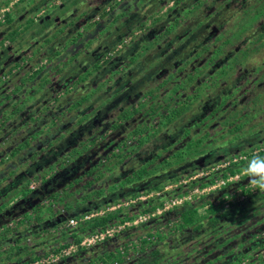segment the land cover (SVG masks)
I'll return each mask as SVG.
<instances>
[{
	"label": "rangeland",
	"instance_id": "rangeland-1",
	"mask_svg": "<svg viewBox=\"0 0 264 264\" xmlns=\"http://www.w3.org/2000/svg\"><path fill=\"white\" fill-rule=\"evenodd\" d=\"M44 1L6 0L7 4L0 2V31L6 29L8 33L11 30L9 26L6 28L4 19V14L8 13L14 19L15 28H19L20 38L36 32L39 19L62 0L51 1L47 8L42 6V10L36 14H26L35 4L43 5ZM258 3L257 0H89L60 26L51 27L53 36L60 37L59 50L64 52V55L69 53L70 56L78 57L88 52L86 38H89V29H97L99 33L95 35L96 39L98 38L95 47L99 49L91 53L94 54V70L115 64L119 55H122L123 61L119 73L129 69L146 70L151 68L152 63L149 58L143 57V48L140 49L137 46L140 42H137L141 38V42L148 41L149 34L145 33L155 21H159L163 13L175 7L176 10H186L187 5L188 12L184 10L185 13L180 14L178 20L181 27L179 24L177 30L169 37H164L165 40L163 37H152L150 42L144 44V48L148 49L144 52L148 55H160L165 53L170 45V48L179 46L178 42L172 45L173 42L168 41L184 39L185 46L179 51L174 50L179 53L174 59L178 61L158 62V65L161 64V74H158L156 81H164L165 78L160 79L159 76L168 77L169 71L180 73L179 75L184 77L197 75L200 79L196 78L191 86H194L195 93L186 90L184 94L183 88L179 89V86L184 84L183 77L170 78L163 88L157 89L154 84L145 83V75L135 84V88L142 85L138 89L141 95L136 102L130 105L122 104L120 112L108 116L106 126H96L93 132H89L90 128L83 130L79 143L82 145L81 154L59 159L48 165L55 171L58 164L64 162L68 170H77L76 177L65 183L64 189L53 193L67 190L74 182L76 184L73 186L79 184V188L76 191L74 187L71 192L77 196L80 206L89 209L95 205L100 206L89 214L98 211L104 214L120 211L118 219L113 220L103 230L81 231V227L87 225L86 221L80 222L69 234L64 222L49 233L31 234L36 227L34 220L38 214L46 215L48 207H54L55 213L61 209L56 202L49 199L52 192H48L46 197L42 192L28 211L18 213V216L12 215L8 219L7 216L2 219L0 217V264H264V199L255 198L264 192L257 191L255 195L250 196L247 177L241 173L242 166L235 168L232 175L226 174L225 170L232 164L246 159L243 158L244 154L234 152L237 147L244 145V149L251 150L247 154L252 156L258 155L260 151L264 152V38L261 43H254L256 47H261L251 54L240 68L230 70L219 64L232 49V45L243 41L242 36L233 40L239 35V32H235L232 34L235 38L229 43L231 45L221 44L222 39L230 36L226 30L232 25V17L238 13L251 16L252 11L259 6ZM96 8L98 15L93 14ZM138 9L143 12H134ZM121 10L123 15H120ZM151 11L152 13H149ZM105 13L108 14L103 16ZM112 20H115L114 24ZM100 25H105V30L99 29ZM219 25H224L222 32L212 34L214 28ZM24 31L28 35H25ZM253 32L254 29H250L246 35L255 41L258 36L253 37ZM222 33L224 38H221ZM10 39L8 34L0 37V49L8 45ZM68 40H71L73 45L66 47L64 43ZM111 42L113 46H108L109 49L105 51V47ZM205 46L208 48V54L200 53L194 57ZM219 47L222 51L215 60V51ZM39 52L27 51L26 56L17 60L12 71L4 72L8 73L0 79V104L7 101L5 96H14V80H31L36 77L33 75L45 66L47 60L42 57L45 53L42 50ZM35 53L36 57L33 59ZM130 54L134 57L132 62L128 58ZM174 54L176 56V53ZM184 56H187L189 61L181 63L179 60ZM195 69L198 72H194ZM79 71L81 72L80 69ZM19 74L22 76L18 77ZM128 74L129 72L126 73ZM79 76L87 75L81 72ZM119 78V74L117 77H106L100 85L110 87L109 92L112 94L113 82L118 84V81L130 79L122 76L120 81ZM175 80L180 82L172 84ZM199 80L201 81L198 87ZM161 83L158 84L163 85ZM17 84L20 86V83ZM185 95L189 96V100ZM139 103L144 104L143 108L138 106ZM182 107L187 110L180 117L175 118L166 128H159L158 123L160 117L166 113L165 110ZM131 109H138V113L128 121L118 120L117 117L122 111L130 112ZM0 116L6 121L5 114L1 113ZM2 121L4 120L0 119V123ZM225 122L233 126L227 128L228 124ZM241 124L243 129L234 135L239 138H234L227 148L221 147L226 139L227 143L232 139L227 130ZM111 125L117 127L111 128ZM1 128L2 126L0 131ZM137 128H145L147 141L141 146L138 145L141 138L132 135ZM86 129L89 133H86ZM157 129L158 134L153 135ZM197 139L202 142L198 151H203L204 148L205 151L188 157L187 144ZM79 147L78 145L74 149ZM178 152L183 153V160L170 167H164L163 161H174L172 156ZM205 156L209 158L200 167L197 161H201ZM66 160L70 161L69 164ZM147 163H150L149 171L156 169L159 172L140 180L135 178L133 183L125 185V180L136 176L135 173ZM106 165L110 168L109 172L99 176ZM94 166L98 167L96 172L90 178L81 179ZM186 172H189L191 177H180L173 184L166 181L169 174L180 176ZM157 177L163 182L159 191H152L148 196L140 194L134 198H122L127 196L131 188L149 183ZM42 179V175L36 176V179L31 178L30 184L40 185L43 183ZM88 181L92 184L85 189L83 186ZM194 182H200L205 187H192ZM30 184L27 191L33 193L35 190H30ZM202 189L205 191L200 192ZM146 199H156L152 205L154 211L151 213L142 212V209L136 207L139 201ZM174 202L176 205L173 206ZM236 207H242V211L232 220L220 219L214 226L207 223L210 214H207L206 209H214L215 215H218ZM190 208L197 210L194 225L201 224L200 230L193 231V225L187 228L181 226L180 213ZM76 237L80 240L79 244L75 243Z\"/></svg>",
	"mask_w": 264,
	"mask_h": 264
},
{
	"label": "crops",
	"instance_id": "crops-1",
	"mask_svg": "<svg viewBox=\"0 0 264 264\" xmlns=\"http://www.w3.org/2000/svg\"><path fill=\"white\" fill-rule=\"evenodd\" d=\"M184 10V8L180 10L177 9V11H179L176 15L177 20H179L180 14L182 15L185 11L188 12L187 7L186 10ZM134 12L139 13L143 11L138 9ZM149 13H152V11ZM123 14L124 12L122 13L121 10L120 15ZM172 14H168L167 11L161 15L159 21L153 23L154 27L152 25L148 31L155 29L157 32L155 35L152 34L153 36L150 35V37H148L149 42L152 37L154 38L155 36L163 37V39L164 37L165 39L169 37L165 35V33H167L165 31L173 21L168 20L172 17ZM112 21L114 24L115 20ZM158 22H160L159 25H157ZM111 24L112 23H110V25ZM104 27L105 25H100L99 29L105 30ZM40 28L41 27H37L38 30H36V32L39 31ZM97 33H99L97 29H89V38H86V45L89 46V49L87 53L80 57L76 55L70 56L69 53L64 55V52L59 50L60 44L58 41H60V37L52 38V36L48 37L46 35L44 38H34V32L15 43L16 48L21 46L23 49L30 45L28 49L29 52L35 51L37 53L42 50L45 53L42 57L46 58L47 63L36 75H34L36 76L35 78L28 81L23 78L14 80L12 83H16V87L13 89L14 96L5 103L0 104V115L2 113V115L5 114V116H7L6 121L0 116V119L4 120L0 123V126H2V130L0 131L1 219L4 216H7L6 219H8V217L12 215L18 216V213L22 214L28 211L33 207V204L37 202L36 198L40 197V194L45 193L44 197H46L48 192L53 193L57 190L64 189L65 183L72 181L73 177H76L77 170H68V166L65 165L64 162H61V165L58 164L55 171H52L53 169L49 168L48 165L53 164L59 159L62 160L64 158H69L68 156H72L69 154L79 145L85 128H90L91 131L89 130V132H93L96 126H106L108 124L106 121L108 120V116H110L111 113L120 112V106L122 104L130 105L136 102L141 95L138 89L142 85L135 88V84L139 79L146 75L144 77L146 78L145 83L149 85L154 84L158 89L163 88L165 86L164 84H167L170 78L178 79V76L183 77L185 78V82L190 77L199 78L197 75H186V77H184L179 75L180 73L177 74L169 71L168 77L165 75L159 76L160 79L162 77V79L165 78L164 81H156L158 74H161V71H159L161 64L158 65V62L178 61L177 59L174 60L178 55L172 57L171 52L175 48L181 49V46L185 44L183 42L184 39L181 41L179 37L178 40L180 41H168L169 43L173 42L172 45L178 42V47L170 48V45L169 48H166V52L160 55L145 54L144 50L146 48H144V44L148 41L141 42V38L140 41L137 42V44L140 42L137 46L140 49L143 48V57L146 59L149 58L152 63L151 68L146 70L129 69L125 70L123 73H119V69L123 62L122 55H119L120 57L117 56L115 64L107 68L94 70V54L91 53L99 49V47L97 49L95 47V42L98 41V38L96 39L95 36ZM50 34L53 35L52 30ZM145 34L148 33L146 32ZM46 39H50L51 41L45 43ZM64 39L63 37V40ZM113 42L105 47V51L109 49L108 46H113ZM64 45L68 47V45L71 46L73 43L71 40H68ZM35 46L36 48H34ZM66 50L67 48L65 49V53ZM36 53L32 56L33 59L36 57ZM186 57L187 56L182 57L179 61L181 63L189 61ZM128 58L129 61L132 58L134 61L132 54H130ZM165 58H168V60H165ZM155 64L156 66H154ZM117 65H119V67L116 68ZM79 69L87 76H79L81 73ZM131 70H133L132 74ZM121 71L122 70H120V72ZM127 72H129L128 75L130 76L126 75ZM194 72H198V70L195 69ZM172 73L176 75H172ZM17 74L18 73H16V75ZM21 74L23 75V73ZM118 74L120 76V81L122 76L130 79L128 81L125 79L123 82L118 81V84L117 82H113V93L111 94L109 92L110 87H103L100 85V82L106 77H117ZM22 75L19 74L18 77ZM87 77L91 78L89 79ZM113 80L114 79H112V81ZM200 81L201 80L198 82L196 81L198 87ZM203 81L204 80H202V82ZM159 82H162L161 84L163 85H159ZM177 82L179 83L180 81L175 80L172 84ZM17 83H20V86ZM100 87H102V91H100ZM172 91H174V89H172ZM52 98L54 99V103ZM87 129L86 133L88 132ZM24 142L28 143L26 147L21 146ZM65 162L68 163L70 161L66 160ZM39 175H42L43 183L38 185L33 193L30 191L23 192L22 189L25 184L28 182V184H30L31 178L36 179V176ZM78 185L74 186L76 191L79 188ZM76 198L77 196L75 195V198H71L70 200H73L71 202L79 204L80 202H78ZM31 214H33V212ZM48 215V213H46V215L44 214V218ZM34 230L36 232L38 231L36 227H34Z\"/></svg>",
	"mask_w": 264,
	"mask_h": 264
},
{
	"label": "trees",
	"instance_id": "trees-1",
	"mask_svg": "<svg viewBox=\"0 0 264 264\" xmlns=\"http://www.w3.org/2000/svg\"><path fill=\"white\" fill-rule=\"evenodd\" d=\"M53 0H45L44 4L41 5L42 3L39 4H35L33 7H31V9L26 13L27 15H32V14H36L37 11L42 10V6L43 8H47V6L50 4V2ZM89 0H62L61 3L57 6L52 7L51 10L48 11V13L46 15H44V17L40 18L39 21L36 23L37 27H41L39 31L35 32L34 34V38H44V36H52V38H55L52 34H50V31H48L49 29H51V27H57L60 26L62 24V22L64 23L66 20H68L71 16L75 15V12L78 11L79 7L82 5H85L86 2ZM258 3V7L255 8L252 11V15L249 16L247 15V13H244V15H235L234 17H232V25L230 28H228V31L226 30L227 34L230 36H226L225 40L222 39V46H225L229 43L232 42V39L234 37L235 32H239V35L233 39L234 41L236 39H238L240 36H242V40L241 42H239L238 45H232V49L230 51H228V53L226 54V56L224 57L223 61H220V65L222 64V66H226L227 69L233 70V69H237L240 68L242 66V64L248 60V58H250L251 54H253L255 51H257V49H259L260 47H256L254 43H261L263 41L264 38V0H257ZM1 3H6V0H0ZM227 5V4H226ZM187 7V5H186ZM177 7H175L174 9H170L168 10V14H172V17L169 18L168 20H173L169 26L168 29H166L165 35L169 36L171 33H173L175 30H177V26L179 25V21L176 19V15L178 14L179 11L176 10ZM93 14L98 15V11L97 8L94 9ZM108 13L103 14V16H106ZM102 17V16H101ZM73 18V17H72ZM4 19L6 20V28L9 26V28L11 29V31H9L7 33L6 29H3L2 31H0V37H3V35L8 34V36L11 37L10 42L8 45H6L5 47L0 49V79L4 76L7 75L8 72L4 73L5 71H12L14 65L16 64L17 60H21V57L26 56V52L28 51V49L30 48V45L28 47H25V49H23V47H15V43H17V41L21 40L22 37L20 38V35L18 33L19 28H15L14 25V19L12 17H10V15L8 13L4 14ZM245 19V20H244ZM255 25V26H254ZM154 27V25H153ZM224 28V25H219L218 27H215L214 30L212 31V34H215L216 32H222V29ZM250 29H254V32L252 34V36H258L256 37L255 41H252V39H249L247 37V33L250 32ZM47 31V32H46ZM63 31H60V33H62ZM157 31L155 29H152L150 31H148L147 33L149 34L148 37H150V35H155ZM25 35L26 31L23 32ZM211 34V36H212ZM242 34V35H241ZM152 35V36H153ZM221 38H224V34H220ZM147 37V38H148ZM207 39H205L206 41ZM51 41L50 39H46L45 43ZM185 43V40H184ZM231 45V44H229ZM185 46V44L183 45ZM183 46H181V48H183ZM174 50H180L179 48H175ZM173 50V51H174ZM172 51V52H173ZM220 51L221 48L219 47V49H217L215 51V60L218 59L219 54L221 53ZM174 53H176V55H178L179 53L177 51H174ZM172 53L171 56L174 57L175 54ZM200 53H204V54H208V48L207 46H205L204 48H202L200 51H198L194 57H197L200 55ZM133 61V58L130 60V62ZM212 61V60H211ZM11 68V69H10ZM181 70V69H180ZM211 72V71H210ZM11 74V73H10ZM37 74V73H36ZM35 74V75H36ZM9 75V74H8ZM34 76V75H33ZM196 78H188L187 81L185 82L184 80V84L179 86V89L183 88L184 94L186 92V90L190 92V90L195 93V91H193V87H191L194 83V80ZM191 87V89L189 88ZM189 95V93H188ZM185 95L186 99L189 100V96ZM7 99V101L10 99L8 96H5V100ZM184 104V103H183ZM138 106L140 108H143L144 104L143 103H139ZM187 110L186 107H182L181 109H176V110H165V114L162 115L160 117L158 126L159 128H166L167 126H169L171 123L174 122L175 118H178L182 115V113ZM138 113V109L136 110H132L129 112L127 110L122 111L119 115H118V120H124V121H128L131 119V117ZM227 123V122H225ZM228 124V123H227ZM232 124V123H231ZM113 126V127H111ZM111 128H116L117 126L115 125H111ZM230 125H227V128H230ZM109 127V130H110ZM145 129V128H144ZM144 129H135L132 132V135L134 136H139L141 139L138 141V145L141 146L143 144V142H146L147 140L145 139V132ZM243 129V125H234L233 129H228V136L232 137L231 141H229L227 143V139L222 142L221 147H225L227 148L228 145L232 144V140H236L239 137H235L234 135L236 133H238L239 131H241ZM158 130H155L154 134H158ZM229 140V139H228ZM202 144L200 139H197L195 141H190L187 144L186 150H187V155L188 157H194L197 153L199 152H204L205 148L203 149V151H198V146ZM28 145L27 142H24L21 146L26 147ZM79 148L78 149H74L72 151V153H70L69 155H77V154H81V148L82 145L79 144ZM243 147H237L234 149V152L238 153V154H244L245 156V160L243 161H239L236 164H232L229 168L225 169L226 170V174H233V171L235 170V168H237L238 166H242L245 167L248 160L251 159L253 156L252 155H248V152H251V150H247L244 149L246 148L244 145H242ZM104 149V148H103ZM225 151V150H224ZM105 153V151H104ZM181 152L175 153V155L172 156V158H174V161H167L164 160L163 161V166L164 167H170L172 166V164L175 163H179L183 160ZM258 155L260 156H264V152L260 151L258 152ZM71 157V156H68ZM120 158V157H119ZM204 158V157H203ZM198 162V161H197ZM149 164L147 163L146 165H144L141 169H139L135 175L133 177H130L128 179L125 180V185H130L131 183L134 182V179H142L144 177H149L150 175H156L159 170L153 169L151 171H149ZM200 167H202L203 165H199ZM96 166L92 167L90 172H86L84 177H81V179L83 178H90V176L96 172ZM110 168L106 165L103 168L102 173H100L99 176H101V174H105L106 172H109ZM225 174V175H226ZM180 177H191V174L189 172L184 173L183 175L180 176H176L175 174H169V176H167L168 180H166L168 183L173 184L175 183L177 180L180 179ZM163 182L161 181L160 177H157L156 180L150 181L149 183L146 184H139L138 186H136L135 188H131L129 193L127 194V196L125 195L122 198H134L137 195H144V196H148L150 194V192L152 191H159L161 189V184ZM76 183H71L70 186L68 187L67 190H63L60 191L59 193H51L49 195V199L56 202L58 204V206L61 207V209H59L58 211H56V213L53 211L54 207H48L47 211H48V216L46 218H44V214L39 215L35 217V223H36V228L38 229L37 234H42V233H49L51 230L57 228L59 225H61L62 223H66L68 221V219L70 218H78L86 213H89L91 210H98L100 208V206H95L92 209H89V207H85V206H80V204L78 205L76 202H71L73 200H70L72 197L75 196V193L71 192L73 190V185ZM92 182L88 181L85 183V185L83 186L85 189H87L89 186H91ZM194 185L192 187L195 186H199L200 188H204L205 185L200 183V182H194ZM28 189V183L25 184V186L23 187V192H26ZM255 198H263L264 199V193L258 194ZM156 199H146L144 201H139L137 203V208L138 209H142V212H146V213H151L154 211V207H152V205L154 204V201ZM102 207V206H101ZM145 207H147L145 209ZM242 207H236V209L234 210H230V211H224L218 215L216 214V211L214 209L208 208L206 209L207 214H210L209 217H207V223L211 224V225H215L220 219H224V220H232L234 218L235 215L239 214L242 210ZM120 211H117L115 213H105L101 216H98L94 219H92L91 221H87L85 224H87L85 227H81V231L84 230H88V231H95V230H103L107 227V225L111 222H113V220H116L119 218V213ZM128 214V213H126ZM41 217L43 219H41ZM180 220H181V226L182 228H187L193 225L192 230L193 231H197L200 230L202 225L197 223L194 225V223L196 222V217H197V210L195 208H190V209H186L183 212L180 213ZM128 218V216L126 215V219ZM30 230V228H29ZM31 234H35L36 235V231L32 230ZM75 243L79 244L80 240L79 238L76 237L75 239ZM238 263H240V260L237 261Z\"/></svg>",
	"mask_w": 264,
	"mask_h": 264
},
{
	"label": "clouds",
	"instance_id": "clouds-1",
	"mask_svg": "<svg viewBox=\"0 0 264 264\" xmlns=\"http://www.w3.org/2000/svg\"><path fill=\"white\" fill-rule=\"evenodd\" d=\"M241 173L247 177L251 188L264 192V156L254 155L241 169Z\"/></svg>",
	"mask_w": 264,
	"mask_h": 264
},
{
	"label": "built area",
	"instance_id": "built-area-1",
	"mask_svg": "<svg viewBox=\"0 0 264 264\" xmlns=\"http://www.w3.org/2000/svg\"><path fill=\"white\" fill-rule=\"evenodd\" d=\"M5 12H6V11H5ZM243 158H245V157H243ZM235 178H236V177H235ZM222 184H223V183H222ZM37 187H38V185H37L36 183H31V184L29 185L30 190H35ZM212 188H214V187H212ZM248 190H249V194H250V196L255 195L256 192H257L256 190H254V189L251 188L250 186L248 187ZM196 191H197V190H196ZM196 191H195V192H196ZM204 191H205V189H202L200 192H204ZM174 205H176L175 202L173 203V206H174ZM103 214H104V213H102L101 211L94 212V213H91V214L86 213V214L80 216L79 219H76V218H70V219H68V221L66 222V224H65L64 226H65L66 229L69 230V234H70V232H71L74 228H76L77 225H78L80 222H86V221H89V220H91L92 218H96V217L101 216V215H103ZM150 239L153 240V237H151ZM112 264H118V263H117V262H113Z\"/></svg>",
	"mask_w": 264,
	"mask_h": 264
},
{
	"label": "flooded vegetation",
	"instance_id": "flooded-vegetation-1",
	"mask_svg": "<svg viewBox=\"0 0 264 264\" xmlns=\"http://www.w3.org/2000/svg\"><path fill=\"white\" fill-rule=\"evenodd\" d=\"M208 156L211 157L210 155H208ZM208 156H205L204 158H201V159H200L201 161H198V162H197V165H200V164H201V165H204L205 162H206V161L208 160V158H209Z\"/></svg>",
	"mask_w": 264,
	"mask_h": 264
}]
</instances>
